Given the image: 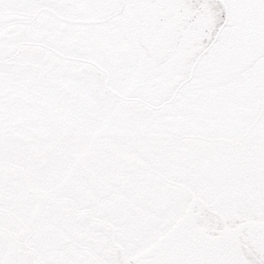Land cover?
Here are the masks:
<instances>
[{"label": "snow or ice", "instance_id": "1", "mask_svg": "<svg viewBox=\"0 0 264 264\" xmlns=\"http://www.w3.org/2000/svg\"><path fill=\"white\" fill-rule=\"evenodd\" d=\"M0 264H264V0H0Z\"/></svg>", "mask_w": 264, "mask_h": 264}, {"label": "flooded vegetation", "instance_id": "2", "mask_svg": "<svg viewBox=\"0 0 264 264\" xmlns=\"http://www.w3.org/2000/svg\"><path fill=\"white\" fill-rule=\"evenodd\" d=\"M197 230L200 231V234H201L202 236H204L206 240H207V239H211V237H210L207 233H204L201 229H197ZM170 235H171V234L164 235V236H158V237H157V243H160V242H163V241L169 239V238H170ZM154 247H156V244L149 245V247H148L147 249L142 250V251L139 253V255H140L141 257H146V256L149 254V252H151V250H152Z\"/></svg>", "mask_w": 264, "mask_h": 264}]
</instances>
